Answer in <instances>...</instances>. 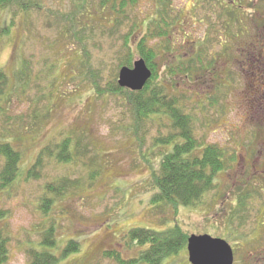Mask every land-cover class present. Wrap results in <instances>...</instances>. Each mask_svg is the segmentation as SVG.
<instances>
[{
    "label": "rangeland",
    "instance_id": "rangeland-1",
    "mask_svg": "<svg viewBox=\"0 0 264 264\" xmlns=\"http://www.w3.org/2000/svg\"><path fill=\"white\" fill-rule=\"evenodd\" d=\"M19 2L0 11V70L9 97L0 134L21 155L20 175L0 190L2 264H29L31 248L51 250L41 241L51 225L58 264H132L147 245L129 240V230L175 226L186 244L191 235H209L230 245L233 264H264V66L246 59L264 28V0H236L242 9L230 28L228 0H135L124 18L102 11L100 0ZM166 11L167 36L148 39L157 45L151 88L179 100L203 148L234 157L200 202L177 209L150 203L151 174L163 152L153 142L173 134L169 120L136 123L126 95L99 93L117 84L126 34L132 66L140 59L136 36L147 33L142 21ZM188 66L189 79L169 76ZM65 136L78 139L86 155L66 165L47 162L39 179L27 180L38 152ZM61 178L70 186L43 215V187ZM70 240L79 250L62 256ZM186 244L162 263L189 264Z\"/></svg>",
    "mask_w": 264,
    "mask_h": 264
},
{
    "label": "trees",
    "instance_id": "trees-1",
    "mask_svg": "<svg viewBox=\"0 0 264 264\" xmlns=\"http://www.w3.org/2000/svg\"><path fill=\"white\" fill-rule=\"evenodd\" d=\"M231 1V0H228ZM135 0H100V9L107 10L112 14H121V18L125 17V10L128 3L133 5ZM12 3L19 4V0H0V11L6 10ZM166 8V6H164ZM20 12H27V8L23 5L18 7ZM225 16L229 19L227 26L230 28L234 25L237 15L230 8L229 2L224 8ZM124 13V14H123ZM168 11L165 12V18L161 17L158 12L154 17L142 21V28L146 29L147 33L138 34L135 41L136 54L140 59H143L147 67L151 71V78L146 83L141 91L132 92L125 88H120L116 81L108 83V87L103 91L107 94H120L125 96L126 105L132 110L134 121L136 123L144 122L150 119L161 116L169 120L170 130L167 137L155 140L154 147L163 149L158 162L157 171L151 174L152 184L151 189L154 191L150 197V203L155 206H171L173 209L177 207L194 206L202 200L204 195L214 187L215 177L226 171L232 166L234 161L233 156H228L227 152L216 146L200 145V142L194 137L192 129V119L189 114H186L184 107L181 106L179 100L172 96L170 97L163 88L158 86L151 88V83L155 78V65L153 59L157 57L155 53L156 47H150L148 39L153 41L159 37H166L167 33L164 29L169 27ZM115 25L120 24V18L115 21ZM163 25V27H162ZM132 29V26L131 28ZM127 33L124 38L123 51L124 57L121 60V66H131V37ZM155 45V44H154ZM169 51V49H165ZM138 52V53H137ZM190 66L180 72L169 71V76H183L184 79L190 78ZM24 72H21L20 80ZM8 85V78L4 71L0 70V115L6 117V110L2 102H8L9 97L5 98V91ZM94 86L96 84H93ZM264 85V82H263ZM9 103V102H8ZM6 104V102H5ZM175 133V134H174ZM7 135L0 134V160L2 165L0 168V190L14 183L20 175L21 155L13 145L5 139ZM73 138V137H72ZM71 136H65L58 142H51L45 145L37 154L32 166L26 172L27 180H37L41 176V171L49 162L57 165L70 164L73 160L79 162L86 154L80 149L79 140L72 139ZM200 154L197 155V150ZM70 186V181L67 178H61L56 182L46 183L43 187L45 196L41 200L40 209H43V215L47 209L51 207L56 198L63 196ZM250 194H246L239 199V206H244ZM0 211V219L2 218ZM127 238L136 245H147L145 251H142L138 259L132 261V264H163V260L169 256L176 255L180 249L186 244V235L179 227H172L162 232L131 229L127 233ZM42 246H47L49 249H34L29 251V264H58L59 258L52 251L55 243L54 226L51 225L43 233ZM41 247V245H38ZM79 247L76 242L70 240L62 251L64 254L78 252ZM106 253V252H105ZM110 255V253L107 252ZM61 256V255H60ZM3 258H6L5 243L0 239V264L3 263Z\"/></svg>",
    "mask_w": 264,
    "mask_h": 264
},
{
    "label": "water",
    "instance_id": "water-1",
    "mask_svg": "<svg viewBox=\"0 0 264 264\" xmlns=\"http://www.w3.org/2000/svg\"><path fill=\"white\" fill-rule=\"evenodd\" d=\"M151 78V71L143 59L133 62L132 68L122 67L118 72L117 85L132 92L143 89ZM190 264H233V252L223 239L209 235H191L187 239Z\"/></svg>",
    "mask_w": 264,
    "mask_h": 264
},
{
    "label": "flooded vegetation",
    "instance_id": "flooded-vegetation-1",
    "mask_svg": "<svg viewBox=\"0 0 264 264\" xmlns=\"http://www.w3.org/2000/svg\"><path fill=\"white\" fill-rule=\"evenodd\" d=\"M235 1L236 0L228 1L229 6L231 9L234 10L235 14L239 16L240 10L242 8L241 6H237ZM223 7L225 8L226 6H223ZM247 50L248 51H247L246 59L251 61L252 62L251 64L264 66V28L261 34L259 35V39L256 40V42L253 43L251 47H248Z\"/></svg>",
    "mask_w": 264,
    "mask_h": 264
}]
</instances>
